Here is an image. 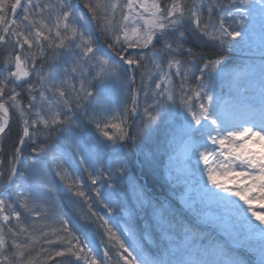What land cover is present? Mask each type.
Listing matches in <instances>:
<instances>
[{
  "label": "snow or ice",
  "instance_id": "6c2138e0",
  "mask_svg": "<svg viewBox=\"0 0 264 264\" xmlns=\"http://www.w3.org/2000/svg\"><path fill=\"white\" fill-rule=\"evenodd\" d=\"M0 264H264V0H0Z\"/></svg>",
  "mask_w": 264,
  "mask_h": 264
},
{
  "label": "rangeland",
  "instance_id": "374dc122",
  "mask_svg": "<svg viewBox=\"0 0 264 264\" xmlns=\"http://www.w3.org/2000/svg\"><path fill=\"white\" fill-rule=\"evenodd\" d=\"M253 38H254L253 40L255 41V44H258V43H259V38H258V36H257V32H254V34H253ZM254 47H255V45H254ZM254 47H252V48H254ZM246 48H247V47H246ZM252 48H251V49H252ZM248 49H249V48H248ZM254 49H256V48H254ZM249 50H250V49H249ZM257 50H258V49H257ZM257 52L259 53V51H257ZM239 55H240V56H237L236 53L234 54V56H235L236 58H237V57H243V60H247V59H249L248 56L245 57L244 54H241V52L239 53ZM251 59H252V60H255L256 62H259V60L255 59V58L252 57V56H251ZM217 90H219V89H217ZM119 107H122V104L119 105ZM136 119H138V117H137ZM12 128H17V127H12ZM18 128H20V126H18ZM17 133H19V131H17ZM162 135H163L162 130L159 131V132H157L156 134H154L153 140L149 141L147 144L151 143V148H156V146H157V141H159V142L162 141V138H161ZM17 138H18V137L12 135V132H10V134H9L8 137H5V138H4V149H5V152L8 151V148H10L12 142L15 141ZM155 145H156V146H155ZM143 150H144V151H147L145 147H143ZM164 162H165V164H167V156L164 157ZM5 166H7V165H5ZM184 167H185V161H184V159H183L182 157H180V156L177 154V156L175 157V159H174V161H173V176L175 177V176H177V175H181L182 170L184 169ZM184 189H185V187H184ZM182 193H184L183 190H182L181 193L178 195V202H179V205L181 206V208H182L183 210L186 211V213H188V214L191 216V212H190V210L184 208V206H183V203H182V200H181V195H182ZM256 207L259 208V205H256Z\"/></svg>",
  "mask_w": 264,
  "mask_h": 264
},
{
  "label": "trees",
  "instance_id": "16d2710c",
  "mask_svg": "<svg viewBox=\"0 0 264 264\" xmlns=\"http://www.w3.org/2000/svg\"><path fill=\"white\" fill-rule=\"evenodd\" d=\"M131 161L130 164V170L128 172V175H133L136 176V168L133 165V161L131 160L132 157L129 158ZM163 168V169H162ZM146 174L148 176V178L150 179V181H152V183L154 184V186L156 188H160L161 190H163L164 192H167L169 196H174V193H177V191L180 190V186H178L177 184H174L173 181L171 179L166 178V173H165V167L163 165V167H160V169L156 172H152L149 169L145 168ZM86 232L90 235V234H94L97 235L99 234L96 231V226L93 224L91 226L86 225L85 227Z\"/></svg>",
  "mask_w": 264,
  "mask_h": 264
},
{
  "label": "bare ground",
  "instance_id": "6f19581e",
  "mask_svg": "<svg viewBox=\"0 0 264 264\" xmlns=\"http://www.w3.org/2000/svg\"><path fill=\"white\" fill-rule=\"evenodd\" d=\"M8 150H9V148H8ZM5 153H7V152H5ZM5 159H6V155H5Z\"/></svg>",
  "mask_w": 264,
  "mask_h": 264
}]
</instances>
